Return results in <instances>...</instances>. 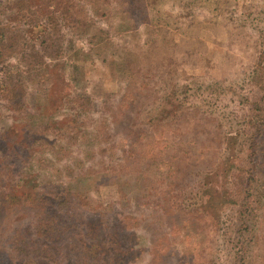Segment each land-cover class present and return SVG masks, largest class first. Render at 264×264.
<instances>
[{"label":"rangeland","instance_id":"rangeland-1","mask_svg":"<svg viewBox=\"0 0 264 264\" xmlns=\"http://www.w3.org/2000/svg\"><path fill=\"white\" fill-rule=\"evenodd\" d=\"M0 32V264H264V0H0Z\"/></svg>","mask_w":264,"mask_h":264},{"label":"trees","instance_id":"trees-1","mask_svg":"<svg viewBox=\"0 0 264 264\" xmlns=\"http://www.w3.org/2000/svg\"><path fill=\"white\" fill-rule=\"evenodd\" d=\"M74 4L75 5H78V2L75 1ZM89 4H93V3L92 2H89ZM67 13H69V10L67 8H64L58 14L59 17H57L55 15H50L49 18H48V22H49L50 26H52V28H55L58 32H60V30L62 28H61L60 25L58 26V23L56 24V21H59V20L60 21H63V20H65V19L68 18L67 19V22L69 24L70 23H73L71 20L74 19V15L70 13L69 16L67 17ZM61 24H63V22ZM5 34H6L5 32H3V33L0 32V60H1L2 55H4V52L6 51L4 49V47L7 46L6 43H3V39L6 36ZM8 41H9V45L8 46L14 47V50L13 51H15V52H17V50H22L23 47H21V46H23L25 44L24 41L20 40L18 43H15V41H14L15 46H13L14 43H12V40L11 39H8Z\"/></svg>","mask_w":264,"mask_h":264}]
</instances>
